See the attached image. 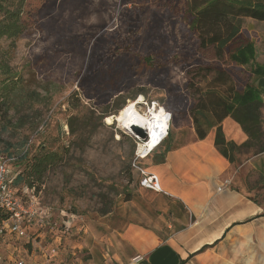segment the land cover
<instances>
[{"label":"rangeland","instance_id":"obj_1","mask_svg":"<svg viewBox=\"0 0 264 264\" xmlns=\"http://www.w3.org/2000/svg\"><path fill=\"white\" fill-rule=\"evenodd\" d=\"M239 22L264 63V21ZM20 23L15 39L0 37V157H15L12 176L42 153L55 156L34 189L26 182L14 189L26 202L33 195L48 215H105L138 184L132 163L147 141L119 123L126 106L139 100L140 112L163 107L171 116L160 145L137 160L143 167L166 144L195 135L184 72L200 56L184 1L41 0ZM246 176L262 193L258 176Z\"/></svg>","mask_w":264,"mask_h":264},{"label":"crops","instance_id":"obj_2","mask_svg":"<svg viewBox=\"0 0 264 264\" xmlns=\"http://www.w3.org/2000/svg\"><path fill=\"white\" fill-rule=\"evenodd\" d=\"M254 85L264 121V74ZM220 125L227 140H246L230 116ZM194 134L172 145L164 162L145 166L160 190L133 185L129 199L102 216L28 218L25 237L1 239L0 264H131L136 255L139 264H264V187L252 189L246 176L264 180V151L230 162L215 148V127L202 139ZM51 247L57 252L48 259Z\"/></svg>","mask_w":264,"mask_h":264},{"label":"trees","instance_id":"obj_3","mask_svg":"<svg viewBox=\"0 0 264 264\" xmlns=\"http://www.w3.org/2000/svg\"><path fill=\"white\" fill-rule=\"evenodd\" d=\"M6 1L0 0V12L4 14L0 20V37L15 39L22 32L20 20H28L31 6L40 4L41 0H26L15 9H9ZM183 1L187 25L195 36L196 49L200 56L198 63L184 72V90L190 100L187 113L191 117L197 137L204 138L207 131L215 127V148L230 162L237 160L238 154L263 152V102L254 82L264 74V65L255 62L254 42L243 35L239 19L248 17L264 21V0ZM246 65L250 68L243 71L242 67ZM121 108L118 105L114 113ZM226 116H230L240 125L247 135L245 141L238 144L224 137L220 124ZM170 147L166 144L162 150L152 155L150 162H164L165 153ZM7 153L11 155L10 152ZM54 156L53 153L46 152L34 157L25 172L16 173L12 180L13 187L26 182L32 188L35 180L41 179L48 164L54 162ZM18 159H27V152ZM257 183L264 187L262 177L258 176ZM110 208L111 205L108 204L101 213L110 212Z\"/></svg>","mask_w":264,"mask_h":264},{"label":"built area","instance_id":"obj_4","mask_svg":"<svg viewBox=\"0 0 264 264\" xmlns=\"http://www.w3.org/2000/svg\"><path fill=\"white\" fill-rule=\"evenodd\" d=\"M163 140V139H162ZM161 140V141H162ZM150 153V152H149ZM147 156V155H146ZM145 156V157H146ZM0 241L6 233L15 235L16 237H25L26 230L24 228L25 221L28 218H35L39 223H44L48 214L38 210L35 204L36 199L32 195L28 202L23 200V197L18 193L13 185L12 180L15 175L9 168V162L14 160V157H0ZM139 158H144L139 149L136 150L135 159L132 163L133 168L139 173V185L145 188L160 190L158 176L155 173L148 172L146 167H143ZM16 174V173H15ZM28 192L25 188L24 193ZM47 214V215H46ZM57 249L51 247L48 250L47 258L55 256ZM3 258V249L0 244V261ZM143 259L141 255H136L131 258V264H139ZM16 264H23L21 260H17Z\"/></svg>","mask_w":264,"mask_h":264},{"label":"bare ground","instance_id":"obj_5","mask_svg":"<svg viewBox=\"0 0 264 264\" xmlns=\"http://www.w3.org/2000/svg\"><path fill=\"white\" fill-rule=\"evenodd\" d=\"M138 103L139 100L133 101L123 109L119 123L123 128L130 131L132 125L140 126L147 131L148 136L144 139L147 140L145 141L146 144L144 143L145 148L139 150L143 156L153 150L165 138L171 116L163 107L155 106L149 107V110L142 113L138 110L139 107L137 108Z\"/></svg>","mask_w":264,"mask_h":264},{"label":"water","instance_id":"obj_6","mask_svg":"<svg viewBox=\"0 0 264 264\" xmlns=\"http://www.w3.org/2000/svg\"><path fill=\"white\" fill-rule=\"evenodd\" d=\"M131 130L136 134L140 135L143 139H146V137L148 136L147 131L144 128H141L140 126L132 125Z\"/></svg>","mask_w":264,"mask_h":264}]
</instances>
